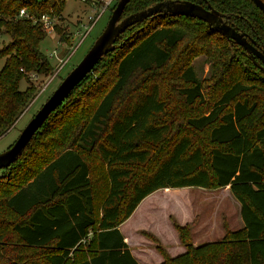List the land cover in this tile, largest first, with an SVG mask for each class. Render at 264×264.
Here are the masks:
<instances>
[{
	"label": "trees",
	"instance_id": "trees-1",
	"mask_svg": "<svg viewBox=\"0 0 264 264\" xmlns=\"http://www.w3.org/2000/svg\"><path fill=\"white\" fill-rule=\"evenodd\" d=\"M156 1L129 0L122 16ZM193 1L225 13L264 51V13L252 0ZM64 2L0 0V31L10 35L0 47V136L35 98L38 75L55 69L39 47L46 31L19 9L62 17ZM199 54L209 79L191 63ZM166 83L186 104L206 103L185 122L207 144L162 118ZM254 85L264 94V71L250 53L200 18L165 14L128 26L0 169V264H139L119 225L151 192L184 186H228L243 225L194 244L189 224L173 222L185 248L171 255L157 242L154 264H264V122L244 123L264 99L248 96Z\"/></svg>",
	"mask_w": 264,
	"mask_h": 264
},
{
	"label": "rangeland",
	"instance_id": "rangeland-1",
	"mask_svg": "<svg viewBox=\"0 0 264 264\" xmlns=\"http://www.w3.org/2000/svg\"><path fill=\"white\" fill-rule=\"evenodd\" d=\"M101 8L102 5L94 1L65 0L62 17L54 16L57 27L46 32L39 47L49 56L55 68L62 63L60 59H66V61L54 76H51V73L40 74L34 80L38 86V92L13 127L0 136V152L12 144L35 111L66 73L80 60L104 28L110 15V9L107 7L101 11ZM60 28L66 33L67 39L60 40ZM9 39L10 35L7 32L0 31V47ZM177 48L173 50L174 54L177 52ZM4 60L5 57L0 56V68ZM191 63L200 78L209 79L211 69L205 55L195 56ZM26 85L27 81L22 79L20 87L25 88ZM260 88H262L260 85H254L248 91V96H252L253 101L254 98L264 97ZM162 96L168 102L162 118L171 123V129L175 130L178 127L180 130L184 129L194 139L207 144L208 141L202 136V133H195L193 130L187 129L185 122L187 116L203 111L206 108V103L186 104L174 94L168 83L162 90ZM256 107V111L244 121L247 127L264 122V99L258 100ZM3 211L4 207L1 205L0 216ZM239 211V202L232 195L228 186L215 189L184 186L171 188L168 191L157 189L141 200L132 214L122 223L121 228L129 236V243L134 252L145 254L141 259L149 264H154L162 259L161 253L156 248L157 242L171 255H175L185 248L178 239L173 222L180 225L189 224L193 243L200 244L220 239L226 228H240L243 223ZM141 232H152L159 241H154Z\"/></svg>",
	"mask_w": 264,
	"mask_h": 264
},
{
	"label": "water",
	"instance_id": "water-1",
	"mask_svg": "<svg viewBox=\"0 0 264 264\" xmlns=\"http://www.w3.org/2000/svg\"><path fill=\"white\" fill-rule=\"evenodd\" d=\"M128 1L116 0L104 28L93 40L84 55L60 80L58 85L21 129L12 144L0 152V169L8 167L18 158L31 136L49 113L62 103L71 89L94 67L100 58L115 47V41L119 34L131 24L140 22L146 17L153 18L157 15L184 14L200 18L226 38L240 44L250 53L256 65L264 71V64H261L255 58L258 57L264 63V51L256 45L255 39L249 37L246 32L235 29L227 22L226 14L211 4L207 3L205 6L193 0H159L122 16L124 6ZM252 1L264 13V0Z\"/></svg>",
	"mask_w": 264,
	"mask_h": 264
},
{
	"label": "built area",
	"instance_id": "built-area-1",
	"mask_svg": "<svg viewBox=\"0 0 264 264\" xmlns=\"http://www.w3.org/2000/svg\"><path fill=\"white\" fill-rule=\"evenodd\" d=\"M112 1L113 0H104V2L101 4L102 5L101 11H103L105 8H107ZM18 15L19 16H25V17H32L34 21L38 20L41 23L42 28L46 32L52 31L55 27L54 17L51 16V14H49V13H42V14H40V16L38 18H34L32 15L28 14L25 7H21L19 9ZM60 60L62 63L54 69V72L51 74V76H54L55 74H57L59 72L62 64L66 61V59H60Z\"/></svg>",
	"mask_w": 264,
	"mask_h": 264
},
{
	"label": "crops",
	"instance_id": "crops-1",
	"mask_svg": "<svg viewBox=\"0 0 264 264\" xmlns=\"http://www.w3.org/2000/svg\"><path fill=\"white\" fill-rule=\"evenodd\" d=\"M122 223H123V222H122ZM122 223L119 225V228H120L121 231H122V228H121ZM122 233H123V235H124V239H125L126 242L128 243V245H129V247H130L132 253H133V254L135 255V257L137 258L139 264H149V263H147V261H144V260L141 259V257H144L143 255H145V254L134 252V249L131 247V244L129 243V242H130L129 236H128L126 233H124L123 231H122ZM141 254H142V255H141ZM157 262H158V261H157ZM151 264H152V263H151Z\"/></svg>",
	"mask_w": 264,
	"mask_h": 264
}]
</instances>
